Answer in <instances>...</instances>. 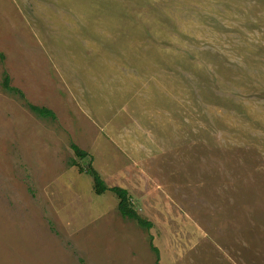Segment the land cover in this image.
Segmentation results:
<instances>
[{
  "label": "rangeland",
  "instance_id": "374dc122",
  "mask_svg": "<svg viewBox=\"0 0 264 264\" xmlns=\"http://www.w3.org/2000/svg\"><path fill=\"white\" fill-rule=\"evenodd\" d=\"M158 263L264 264V0H0V264Z\"/></svg>",
  "mask_w": 264,
  "mask_h": 264
},
{
  "label": "trees",
  "instance_id": "16d2710c",
  "mask_svg": "<svg viewBox=\"0 0 264 264\" xmlns=\"http://www.w3.org/2000/svg\"><path fill=\"white\" fill-rule=\"evenodd\" d=\"M3 85L7 91L18 92L22 96V92L10 84L8 75L4 76ZM28 105L33 111H35V113H38L40 115L55 117V113L52 112V110L47 107H43V106L38 107V105L31 103H29ZM72 147L75 150V152L82 158L87 156V152L81 149L78 145L72 144ZM88 172L92 175L94 179V184H95L94 188L97 194H102L105 191L110 190L117 195L116 197L119 198L118 209L123 216L134 218L135 220L138 221V223L144 226H149L151 224L149 221H147L145 218L141 217V215L138 214V212L132 205V198L130 197L129 192L125 188L121 186H112V187L107 186L106 183L103 181L102 177L100 176V174L92 166L88 169ZM153 248L155 249L156 252H158L156 246H153Z\"/></svg>",
  "mask_w": 264,
  "mask_h": 264
}]
</instances>
